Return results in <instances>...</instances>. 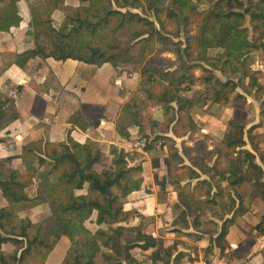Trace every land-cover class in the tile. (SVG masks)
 <instances>
[{"label": "trees", "instance_id": "obj_1", "mask_svg": "<svg viewBox=\"0 0 264 264\" xmlns=\"http://www.w3.org/2000/svg\"><path fill=\"white\" fill-rule=\"evenodd\" d=\"M19 1L0 0V33L20 25ZM65 1L42 0L35 9L34 47L17 55L16 65L23 69L30 59L52 58L95 67L112 60L139 66L142 80L122 107L117 130L137 128L149 145L162 141L172 168L169 183L178 200L190 203L180 218L191 219L193 230L209 237L204 263L215 250L221 259L229 228L248 212L238 194L241 185H250L264 202V152L259 166L245 149V123L231 124L221 142L201 135L190 107L223 106L253 94L263 115L264 77L251 54L264 55V0H78L76 7ZM58 10L63 17L55 26L52 15ZM193 79L203 82V92L182 98ZM151 109L163 112L161 121L148 118ZM16 119L15 99L0 93V132ZM185 137L193 145L182 141L177 148V139ZM111 155L112 169L98 171L100 151L68 137L66 143L21 146L16 158L23 173L8 167L13 157L0 160L6 203L0 207V264H45L61 239L69 247L60 264H183V253L175 246L159 248L141 223L119 226L126 221V198L140 189L133 178L140 166L130 164L141 157L115 148ZM42 205L48 207L45 218L23 216ZM94 213L93 223L104 227L96 232L86 226ZM253 232L264 237V216ZM4 246L11 251L5 253ZM136 249L143 261L134 257Z\"/></svg>", "mask_w": 264, "mask_h": 264}, {"label": "crops", "instance_id": "obj_2", "mask_svg": "<svg viewBox=\"0 0 264 264\" xmlns=\"http://www.w3.org/2000/svg\"><path fill=\"white\" fill-rule=\"evenodd\" d=\"M78 4V0L65 1L66 7ZM42 5V0H20L17 3L22 19L20 25L0 33V93L15 99L17 112V119L0 132V160L13 157L8 167L23 173L24 167L16 158L21 146L35 141L66 143L70 137L77 143H90L99 149L101 161L109 169L112 167V148L129 156L137 153L132 145L140 135L138 129L119 133L116 121L122 107L138 89L142 80L140 69L115 64V60L95 67L73 60L58 62L52 58H33L25 68H19L15 62L17 55L34 47V11ZM62 17L61 10L53 13L55 26ZM203 87L201 80L193 79L180 96L194 99L203 92ZM243 96L242 102L230 100L223 106L192 105L190 114L200 128V134L214 142L224 141L229 136L231 124L245 123V149L253 153L255 163L262 166L259 154L264 152V113L261 115L259 104L252 95ZM148 118L161 121L163 112L151 109ZM182 141L177 139V148ZM139 155L140 160L130 165L140 166V171L135 174V179L141 183L140 189L126 198L123 206L126 221L119 226L135 227L141 223L142 232L156 239L159 248L175 246L179 253H183V264L202 263L209 237L196 233L191 219L183 221L180 218L190 203L178 200L173 185L169 183L172 168L165 148L158 144L149 145L144 154ZM101 165L99 167L103 168ZM238 194L248 212L229 228L224 242L226 255L218 259L215 250L209 264H264V237H255L252 233L264 216V202L247 183L241 185ZM1 199L0 207H3L6 203L2 195ZM95 217L96 213L92 222L86 224L92 232L103 229L93 223ZM49 257L48 260L52 258Z\"/></svg>", "mask_w": 264, "mask_h": 264}, {"label": "rangeland", "instance_id": "obj_3", "mask_svg": "<svg viewBox=\"0 0 264 264\" xmlns=\"http://www.w3.org/2000/svg\"><path fill=\"white\" fill-rule=\"evenodd\" d=\"M192 1H195V0H192ZM251 57H252V59H253V65H254V69H255V71L258 73V74H261L263 77H264V55H263V53L262 52H259V53H254V54H251ZM131 67H133V66H131ZM134 69H140L139 68V66H135V67H133ZM219 75V74H218ZM237 91H240V92H242L241 90H237ZM249 95H252L253 97H254V95L253 94H249ZM197 98V97H196ZM232 101V100H231ZM259 104V103H258ZM196 136V135H195ZM194 136V139L197 137H195ZM139 139H141L140 138V135H139V137H138ZM150 139H152V137H150ZM194 139L193 140H187V138L185 137V138H183V141H186L185 143H186V145L187 146H192L193 145V141H194ZM146 141V140H145ZM147 142V145L149 146V143H148V141H146ZM188 142H192V145H188ZM155 144H158V145H160V146H162L163 147V144H162V141H159L158 143H155ZM132 148H133V145H132ZM180 148V147H179ZM97 149V148H96ZM99 150V149H98ZM100 151V150H99ZM146 151V150H145ZM136 152V151H135ZM100 153H101V151H100ZM138 153V152H137ZM138 154H144V153H138ZM101 159H102V153H101ZM101 159H100V162H99V164L101 163L102 165V167L103 168H100L99 167V164L98 165H96V169L98 170V171H101V170H110V169H112V167L111 168H109V169H106V167H107V165L105 164V162H102L101 161ZM112 164V163H111ZM135 174L136 173H134L133 174V178L135 179ZM2 199H1V195H0V201H1ZM25 214V216L29 219V220H31V221H38V220H41V219H43V218H45V216L48 214V207L46 206V205H43V206H41V207H38L35 211H27V212H25L24 213ZM103 227V226H102ZM142 227H143V225H142ZM104 228V227H103ZM68 247H69V243H68V241H66L65 239H61V240H59L58 242H57V244H56V246H55V248H54V250H53V252L51 253V256L50 257H52V258H50L49 260H48V258H47V260H46V262H45V264H60L61 263V261H62V259H63V257H64V255H65V252L67 251V249H68ZM11 249L12 248H10L9 246H4V252L5 253H7V252H9V251H11ZM133 255H134V257L135 258H137V259H139V260H141V261H143L144 259H145V256L142 254V252L141 251H139V250H134L133 251ZM138 255V256H137ZM202 263H204V261H201ZM205 264V263H204Z\"/></svg>", "mask_w": 264, "mask_h": 264}, {"label": "built area", "instance_id": "obj_4", "mask_svg": "<svg viewBox=\"0 0 264 264\" xmlns=\"http://www.w3.org/2000/svg\"><path fill=\"white\" fill-rule=\"evenodd\" d=\"M146 146H147V142L144 139H137L134 143H133V150L138 152V153H144L146 150ZM200 264H204V263H200Z\"/></svg>", "mask_w": 264, "mask_h": 264}]
</instances>
